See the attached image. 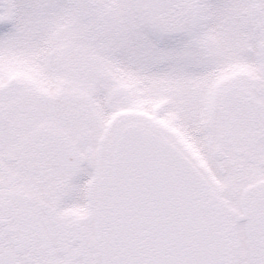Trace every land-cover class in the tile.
Returning <instances> with one entry per match:
<instances>
[{"label":"snow or ice","instance_id":"snow-or-ice-1","mask_svg":"<svg viewBox=\"0 0 264 264\" xmlns=\"http://www.w3.org/2000/svg\"><path fill=\"white\" fill-rule=\"evenodd\" d=\"M0 264H264V0H0Z\"/></svg>","mask_w":264,"mask_h":264}]
</instances>
